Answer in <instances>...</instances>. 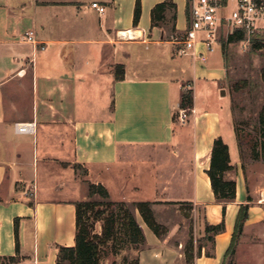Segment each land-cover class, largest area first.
Here are the masks:
<instances>
[{
  "label": "crops",
  "instance_id": "obj_1",
  "mask_svg": "<svg viewBox=\"0 0 264 264\" xmlns=\"http://www.w3.org/2000/svg\"><path fill=\"white\" fill-rule=\"evenodd\" d=\"M141 1L136 24L137 0H0V264H58L60 249L76 245L77 203L89 200L90 184L103 185L111 201L152 202L166 233L137 211L139 264H223L245 203L239 247L261 257L264 245L252 244L261 236L248 234L264 222V159L253 158L262 170L250 172L241 153L221 87L222 49L199 44L205 60L179 55L170 39L187 28V0ZM165 1L176 4L168 11L174 32L172 22H152ZM185 88L194 105L183 123L175 114ZM18 123L33 130L19 132ZM220 137L233 165L225 178L237 182L228 202L216 199L208 175ZM198 213L203 234L193 237ZM224 219L225 231L207 240L206 226Z\"/></svg>",
  "mask_w": 264,
  "mask_h": 264
},
{
  "label": "trees",
  "instance_id": "obj_2",
  "mask_svg": "<svg viewBox=\"0 0 264 264\" xmlns=\"http://www.w3.org/2000/svg\"><path fill=\"white\" fill-rule=\"evenodd\" d=\"M176 8L174 2H162L157 4L152 10V22L154 26H160L165 28L171 22V30L174 32L176 30L175 20L176 14H171L168 17V11H172ZM142 15V1L137 0L136 10H135V23L137 24ZM170 22V23H169ZM246 39L244 32H236L228 38V42H241ZM225 46V45H224ZM194 105L193 91L183 92L180 107L182 109L192 110ZM237 135L239 138V145L242 155L245 157V148L243 143V136L241 131L236 128ZM255 132H258L261 140V152L258 150V142L252 149L254 154V159H264V107L259 114L257 128ZM233 169L231 163L230 149L228 144L225 143L222 137L215 140L213 146L211 167L208 170V175L211 179L213 191L215 197L218 201L228 202L236 199L237 196V182L235 180H227L225 178V173ZM91 195L100 194L106 202L100 201H81L77 203V239L76 245L73 247H62L60 249L58 264H101L102 246L108 243L114 237L116 232V226L119 222L117 217H123L120 229L123 232V239L121 246H133L136 245L137 249L144 244L145 235L137 221L135 213L129 208L132 206L138 211L146 224L158 235L163 236L166 233V228L157 222L153 209L152 202L141 201L134 203L126 202H115L109 200L110 195L108 190L103 185L90 184ZM248 201H251V197H248ZM113 205L116 207L108 216L105 218V223L103 227L102 236L93 233V225L91 223L90 213H94L96 217L102 215L101 210H96L100 205ZM250 204L245 203L240 206L235 230L233 234V239L231 246L226 252L225 262L227 264L228 260L232 259L236 253L238 243L244 233L246 222L249 219ZM224 214H226V207L224 208ZM226 229L225 219L217 225L206 226L207 237L209 241H214V236L223 233ZM118 238V237H117ZM124 248V247H123ZM190 252V249H189ZM210 254V253H209ZM134 264H139L138 258Z\"/></svg>",
  "mask_w": 264,
  "mask_h": 264
},
{
  "label": "rangeland",
  "instance_id": "obj_3",
  "mask_svg": "<svg viewBox=\"0 0 264 264\" xmlns=\"http://www.w3.org/2000/svg\"><path fill=\"white\" fill-rule=\"evenodd\" d=\"M219 46L222 49L227 71L226 78L221 83V87L225 88L230 97L233 121L243 136L246 163L249 165L250 172L262 170L261 164H254L252 161L254 158L252 149L257 141L258 150L262 153V139L258 132H255V129L257 128L259 114L264 107V30H262L247 47L242 42L229 43L226 30H224L219 39ZM188 91H190L189 88L184 89V92ZM175 116L178 120L179 109H177ZM263 155L264 154H262V156ZM89 200L106 202L100 194L91 195ZM109 200H111V198H109ZM129 208L137 215L135 208L132 206ZM114 209H116L115 206L104 204L96 208V210H101L102 215L96 217L94 213H90L94 234L102 236L105 218ZM123 215L124 213H121V216L119 213L117 217L119 222L117 223L114 237L102 246L101 264H134L138 257L135 248L137 247L136 245H125L123 246L124 248L121 246V239H123L124 232L120 230L123 228L121 227V223L123 222L121 217H123ZM200 215L201 214L198 213V215L190 219L191 223L188 222L192 225L193 237L199 235L195 234L196 232H201V234H203V221L199 223L197 219ZM138 218L141 219L139 215ZM262 223L263 224L258 226L256 230L249 231L248 235L250 236H261L260 242H253L252 244L264 245V222ZM206 242L208 246L207 249L210 250L212 243ZM186 247L188 249L190 245ZM258 252L261 254L260 258L255 257L247 244L239 247L238 243L234 257L228 260L227 264H264V251L259 250Z\"/></svg>",
  "mask_w": 264,
  "mask_h": 264
},
{
  "label": "built area",
  "instance_id": "obj_4",
  "mask_svg": "<svg viewBox=\"0 0 264 264\" xmlns=\"http://www.w3.org/2000/svg\"><path fill=\"white\" fill-rule=\"evenodd\" d=\"M188 25L183 34H173L171 41L177 46L179 55H192L198 59L206 56L198 50L203 44L210 52L219 46V39L224 30L227 37L236 32H244L246 39L241 41L247 47L264 30V0H187ZM92 7L100 13L106 7L93 2ZM28 41L36 44L35 32L27 33ZM123 38L130 37L126 34ZM179 120L185 123L189 119L187 109H179ZM19 132H30L33 123H18Z\"/></svg>",
  "mask_w": 264,
  "mask_h": 264
},
{
  "label": "bare ground",
  "instance_id": "obj_5",
  "mask_svg": "<svg viewBox=\"0 0 264 264\" xmlns=\"http://www.w3.org/2000/svg\"><path fill=\"white\" fill-rule=\"evenodd\" d=\"M135 34H136V33H135ZM126 35H127V36L130 35L131 37H133V32H128V33H126Z\"/></svg>",
  "mask_w": 264,
  "mask_h": 264
}]
</instances>
